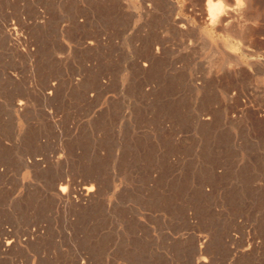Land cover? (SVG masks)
<instances>
[{
	"label": "rangeland",
	"instance_id": "1",
	"mask_svg": "<svg viewBox=\"0 0 264 264\" xmlns=\"http://www.w3.org/2000/svg\"><path fill=\"white\" fill-rule=\"evenodd\" d=\"M0 232V264H264V0H0Z\"/></svg>",
	"mask_w": 264,
	"mask_h": 264
},
{
	"label": "bare ground",
	"instance_id": "2",
	"mask_svg": "<svg viewBox=\"0 0 264 264\" xmlns=\"http://www.w3.org/2000/svg\"><path fill=\"white\" fill-rule=\"evenodd\" d=\"M234 6V5H233ZM207 7H209V16H210V18L208 19V23H210L209 22V20H211V22H213V23H211V25L212 24H216L217 25V23H221V22H223L224 20V18H223V7H222V5L221 4H219V3H213V4H210V5H208V2H207ZM244 7V6H243ZM234 8V7H233ZM239 10V9H238ZM244 10V9H243ZM233 11V10H232ZM237 12V11H236ZM238 12H240V11H238ZM224 13H225V10H224ZM229 13V12H228ZM226 15V14H225ZM224 15V16H225ZM228 15V14H227ZM234 15V14H233ZM226 17V16H225ZM231 17H232V15H231ZM208 18V17H207ZM227 19V18H226ZM226 21V20H225ZM226 22H228V21H226ZM228 24V23H227ZM216 25H213V26H215V27H217ZM222 25V24H221ZM5 30V29H4ZM12 30H14L13 32H11L10 30L8 31V36H9V38H10V40L11 41H14V42H19L20 40H21V36L19 37V35L15 32V30L16 29H12ZM7 33V32H6ZM243 37V36H242ZM7 41H9V40H7ZM13 42V43H14ZM13 43H11V44H13ZM24 43V42H23ZM10 44V45H11ZM18 44H20V43H18ZM22 45V44H21ZM13 46H15V44L13 45ZM14 48H16V47H14ZM20 48V47H19ZM19 50V49H18ZM25 51V50H24ZM28 51V50H27ZM18 106H20V108L22 107V109H25L23 106H24V103H23V101H19L18 102V104H17ZM19 108V109H20ZM89 182V181H88ZM88 182H86L85 184H84V186L82 185L81 187H80V189L79 188H77V187H75V185L73 186V184H72V181L68 178V177H63V178H61L60 180H59V182H57L58 184H56L55 186H57L55 189H56V191H57V196L60 198V199H62V200H64V201H67V202H70L71 201V199L73 198V196H72V194L74 193H77L78 194V196H80V197H82V198H85V197H87L88 195L90 196V193H92V192H94V187H93V185L91 184V185H87L88 184ZM54 186V187H55ZM92 199V198H91ZM4 230H2V232H3ZM1 233V232H0ZM2 234V233H1ZM0 234V235H1ZM4 235H7L6 234V232L5 233H3ZM2 234V235H3ZM1 235V236H2ZM10 236V235H9ZM6 239V238H5ZM15 242V241H14ZM0 243H2V245H3V247H4V249H5V251H8L9 249H11V247L13 246V241H11V240H6V241H2V242H0ZM3 249V248H2ZM203 251V250H202ZM201 261H204V259L202 258L201 260H200V262ZM82 264H85L84 262L82 263Z\"/></svg>",
	"mask_w": 264,
	"mask_h": 264
}]
</instances>
